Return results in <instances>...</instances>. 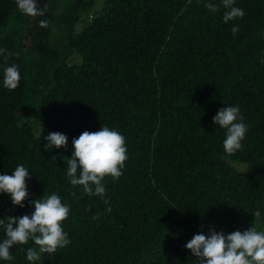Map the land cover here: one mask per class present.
I'll return each mask as SVG.
<instances>
[{"label":"trees","instance_id":"obj_1","mask_svg":"<svg viewBox=\"0 0 264 264\" xmlns=\"http://www.w3.org/2000/svg\"><path fill=\"white\" fill-rule=\"evenodd\" d=\"M96 2L41 0L44 15L32 17L0 0V47L12 53L0 64L21 74L15 89L0 84V174L23 164L28 199L60 195L71 240L36 262L26 259L33 241L16 244L0 264H195L184 245L209 225L264 227V0H235L245 15L227 23L205 0H102L88 18ZM233 104L248 130L229 154L212 117ZM29 109L39 132L18 121ZM101 125L125 137L128 156L104 197L71 185L63 161L74 137ZM49 132L67 147L45 149ZM24 203L0 193V218L30 213Z\"/></svg>","mask_w":264,"mask_h":264},{"label":"clouds","instance_id":"obj_2","mask_svg":"<svg viewBox=\"0 0 264 264\" xmlns=\"http://www.w3.org/2000/svg\"><path fill=\"white\" fill-rule=\"evenodd\" d=\"M18 10L28 16H43L45 9L41 0H15ZM206 8L216 12L221 6L225 9L222 19L225 23L235 18H242L245 10L235 6V0H220L219 4L205 0ZM41 25L46 21L41 20ZM233 34L239 31V25L231 27ZM12 55L7 49L0 47V57L6 62ZM0 84L9 90L18 87L21 74L17 64H0ZM214 125L224 130L223 148L226 153H234L241 149L242 141L248 130L238 104L223 106L212 117ZM47 143L44 148L67 147L68 137L60 132H49L43 137ZM66 175L71 185L82 186L90 196L104 197L106 192L105 177L118 179L122 175L127 160L125 137L115 128L101 125L97 131H83L72 139L71 157H66ZM30 170L18 164L11 174H0V193H6L12 206L28 205L33 210L23 216H5L0 218V261H12L14 256L10 249L16 244H27L33 241L37 247L26 249V259L36 262L39 253H53L57 248L71 243L68 233L64 231L62 222L68 217L70 206L62 202L55 192L43 198L28 199L29 192L26 177ZM107 202V201H105ZM111 211V208H107ZM184 247L197 257L195 264H264V230L252 227L244 231L235 230L226 233L215 230L209 225L207 233L198 232L188 240Z\"/></svg>","mask_w":264,"mask_h":264},{"label":"rangeland","instance_id":"obj_3","mask_svg":"<svg viewBox=\"0 0 264 264\" xmlns=\"http://www.w3.org/2000/svg\"><path fill=\"white\" fill-rule=\"evenodd\" d=\"M102 0H97L96 4L94 5V7L91 9V11L86 15L88 18L92 17L93 14L97 13V11L99 10V7L101 5ZM76 29L79 30L80 29V24L76 25ZM27 43H29V40H27ZM79 61V56L78 55H73L72 57H70L67 62L68 63H73ZM18 121L20 123H25V122H29L33 125L35 131L39 132L41 127H40V122L36 116V111L35 109H29L27 111L24 112H20L18 114ZM231 164L237 168L240 171H245L246 170V166L243 163H238L235 161H231ZM254 229L256 230H264L263 227V223L261 222V220L259 218L256 219L255 225H254Z\"/></svg>","mask_w":264,"mask_h":264}]
</instances>
